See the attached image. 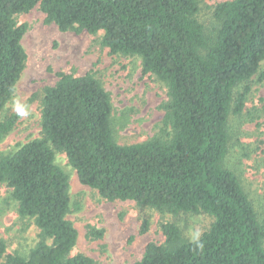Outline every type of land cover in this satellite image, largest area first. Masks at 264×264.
<instances>
[{
    "label": "trees",
    "instance_id": "trees-1",
    "mask_svg": "<svg viewBox=\"0 0 264 264\" xmlns=\"http://www.w3.org/2000/svg\"><path fill=\"white\" fill-rule=\"evenodd\" d=\"M35 7L62 32H102L112 55L139 57L168 100L158 135L119 145L101 83L90 74L57 73L43 90L40 138L0 154V185L11 190L19 217L39 230L26 255H7L0 240V264H95L71 255L78 234L67 219L69 180L55 163L57 152L102 199L212 218L193 241L163 223L164 243H148L134 264H264V219L226 165L230 115L241 113L253 78L264 81V0L219 3L208 30L197 19V0H0V112L26 63L27 27L15 17ZM15 124L0 122V140ZM89 235L100 239L103 231Z\"/></svg>",
    "mask_w": 264,
    "mask_h": 264
},
{
    "label": "rangeland",
    "instance_id": "rangeland-1",
    "mask_svg": "<svg viewBox=\"0 0 264 264\" xmlns=\"http://www.w3.org/2000/svg\"><path fill=\"white\" fill-rule=\"evenodd\" d=\"M225 1L230 0H197V19L206 30L214 23L215 6ZM15 19L18 25L27 27L21 41L26 63L11 100L0 112V122L16 120L14 129L0 140V154L15 152L21 145L40 138L43 90L55 85L59 72L76 77L90 74L101 83L112 102V130L119 145L143 143L159 134L167 90L155 76L143 73L139 57L112 55L102 45V32H62L55 24L45 23V15L38 7ZM242 90V85L235 89ZM227 129L230 147L226 165L236 174L263 220L264 81L257 83L253 78L241 113L230 115ZM55 163L69 180L67 219L78 234L71 255L84 254L95 264L139 261L148 243H164L163 223L176 224L182 237L193 241L213 221L204 213L162 214L133 201H107L96 190L80 184L64 153H56ZM144 224L147 227L142 231ZM91 229L102 230V238L93 239ZM38 233L30 220L19 217L11 190L0 185V240L6 245V254L26 255L38 241Z\"/></svg>",
    "mask_w": 264,
    "mask_h": 264
}]
</instances>
